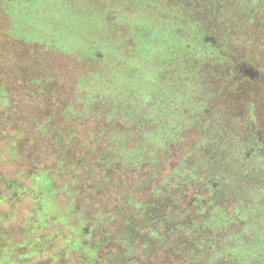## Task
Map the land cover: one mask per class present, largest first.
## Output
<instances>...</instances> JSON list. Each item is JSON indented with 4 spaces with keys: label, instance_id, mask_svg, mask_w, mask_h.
<instances>
[{
    "label": "rangeland",
    "instance_id": "1",
    "mask_svg": "<svg viewBox=\"0 0 264 264\" xmlns=\"http://www.w3.org/2000/svg\"><path fill=\"white\" fill-rule=\"evenodd\" d=\"M198 1L0 0V264H84L86 251L97 254L98 264H264V142L247 109L255 98L264 110V0H206L225 7L218 21ZM100 13L130 25L147 21L144 43L104 62L94 48L87 52L94 62L79 70L65 55L20 42L24 37L73 55L83 44L100 48V28L88 27ZM197 28L219 31L228 56L240 50L235 45L252 48L263 70L260 86L245 82L224 97L228 75L216 73L214 54L193 37ZM39 66L66 88L60 107L41 113L40 100L22 84L32 78L28 71L39 75ZM86 67L91 71L77 84L73 114L104 117L118 157L120 201L108 242L100 220L84 239L72 226L76 213L86 215L100 196L99 170L88 178L78 172L83 148L85 160L97 149L83 143L94 125H70L79 143L70 145L68 167L55 178V151L35 130L49 112L50 124L70 135L61 107L69 104V78ZM49 91L43 89L47 99ZM54 166L50 178L65 187L53 199L33 175ZM165 167L173 169L160 173ZM79 175L82 180L72 179Z\"/></svg>",
    "mask_w": 264,
    "mask_h": 264
},
{
    "label": "trees",
    "instance_id": "2",
    "mask_svg": "<svg viewBox=\"0 0 264 264\" xmlns=\"http://www.w3.org/2000/svg\"><path fill=\"white\" fill-rule=\"evenodd\" d=\"M209 4V5H208ZM232 10H236V4L233 3ZM198 6L201 7V9H208L209 10H215L214 15H216V19L221 17L222 12L221 10H224V6H220L219 4H215L213 2H207L206 0H199L197 3ZM208 6V7H207ZM220 10V11H219ZM233 15V14H232ZM224 19V18H223ZM60 24V22H59ZM89 29H96L100 28V41H101V46L100 48H97L95 45L91 44V47H87L83 43H85V40L80 39L78 36L77 39L82 42V46H80V49L82 48L83 51H80L78 55H73L67 51H64L63 48L60 47H48L46 43L44 42H32V41H26L24 37L20 39L21 44H25L24 46H34V47H40L43 49V51H53L57 52L59 54L65 55L69 57L72 61L76 63V65L79 67V70L83 69L84 70V65H88V63H93L94 61L91 60V58L87 55L88 51H93L94 48L100 51V60L101 62L107 61V60H114L118 54H123V55H128L131 52H134L138 47L144 43V40L146 39V36L149 33V25L147 24V21H137L134 22L133 25L128 24V22H123L122 19L117 16L115 13H100V19H95L93 18V21H90L88 25ZM56 30V27H55ZM72 34L77 33L75 30H70ZM57 36L59 37H67V33H61L58 30L55 32ZM69 33V34H71ZM180 35L183 33L179 31ZM220 32H209L207 29L205 30H199V28L196 29V31L193 34V37L200 43L201 48L207 50V52L214 54V57L216 58V73L224 76L228 75L227 82H224L223 88H222V93L224 96H229L231 94V91H234L237 86H241L242 84H245L247 82V78L244 76L243 71L245 68L248 66H254L258 68V64L255 60V55L253 53V49L249 48L247 51L243 50V48H239L238 45H235L234 49H240V50H234L233 54H230L229 56L223 53L220 49ZM89 37L88 35H86ZM90 38V37H89ZM45 40V38H42ZM19 42V43H20ZM28 44V45H27ZM240 52H243L244 54H239ZM97 53V52H96ZM122 55V56H123ZM83 58H87L88 61L86 63H83L82 60ZM30 59H33L31 56ZM84 64V65H83ZM81 68V69H80ZM259 69V68H258ZM91 68L86 67L85 71L80 74L79 76L72 75V79L70 80V88L68 91L69 95V104L67 103L66 105H63L61 107L62 111V116L63 117V124H67L66 129H69L70 135L69 136H63L62 133L60 132L61 130H64L65 128H58L55 127L54 125H51L52 121V114L47 112L42 118L44 119L43 121L46 122H41L40 124L35 125V130L40 134V137L43 139L47 140V145L51 147V151H55V166L52 169L46 168V170L41 169L39 170L36 174L33 176L35 177V181H40L41 187H39V191L45 187H47V190H49L52 194L53 199L58 195L62 194L61 189L65 187V185L61 187H55L54 182L55 178L58 174H61L63 170H65L68 165L67 161L68 158L70 157V154L72 152L71 146L73 143L77 144L79 143L77 132L73 130V128H69L70 125L73 124H81V125H89L92 124L94 125L95 128H92L89 133L87 138L83 141L84 144L88 145V140L89 142L92 141V144L96 146V150H92L89 152V155H87V159L85 160V154L87 153V149L83 148L82 150V166L78 169V172L81 174H84L85 176L91 177L93 176L96 172H100V196H95L96 197V204L95 208L91 207V204L89 205L90 207L88 208L89 211H86V215L83 212L76 213V215L72 213H66L63 212L62 214H66V216H73L75 215L77 219H79L78 225H76V222L72 224L74 231L78 234V236L81 239H84L88 237V235L92 232L94 226H96L98 220H100V225L106 223V228L104 229V239H106V242L109 241V237L111 238V232L113 231L114 227H112V222L117 221V214L116 210L119 207V191L115 189L117 186V171L116 169L118 168L117 164V152L114 149V143L111 140L110 132L111 129L107 127V122L106 120L101 118L100 120L96 117L92 118H81V117H76L73 114V107L75 104V94L77 90V84L81 79L84 78V76L87 73H90ZM261 74H263V70L259 69ZM39 75H33L31 74V71L27 72V76H30V80H25L23 84V87L27 90L28 95L32 96V98H37L36 101H39L41 103V106H39L38 111L41 113L42 111H48L46 110L47 108L50 107H60L61 101L57 100L60 96L64 95V91L66 90L65 87H63V84L57 80L53 81L52 78V73L48 72L44 66H39L38 70L35 72ZM47 75V76H45ZM26 76V77H27ZM41 78V79H40ZM52 78V82L47 81V79ZM55 79V78H54ZM229 80V81H228ZM58 83V86H55V83ZM61 84V86H59ZM257 86H260L257 81L255 83ZM30 86L32 87L34 92H31ZM45 87H50V93L51 96L49 99H47L46 96H44L43 89ZM221 89L220 84L218 83L217 89ZM225 92V93H224ZM42 93V95H41ZM35 94H40L35 95ZM40 97V98H39ZM47 99V100H43ZM254 99L253 101H249L247 104V109L248 112L251 116V118L254 120L255 124H257V128L259 130V135L264 142V110H259V104L257 100L259 99ZM261 101V100H260ZM208 112L210 111L209 108ZM82 113V111L80 112ZM72 117V119L70 118ZM70 118V119H69ZM78 119L77 123H72L75 122ZM47 126V127H46ZM98 140V141H97ZM41 149V147H40ZM41 150H45L44 147ZM100 150V154L98 156H94L93 154L97 151ZM99 166V169L96 167ZM54 171V177L50 178L49 174ZM173 168H161L160 173H168L172 170ZM45 174V175H44ZM162 176V175H160ZM81 175L79 176H73L72 179L75 178V180L80 179ZM64 178V184L68 183V177L65 174L63 175ZM33 180V181H34ZM44 182V183H43ZM70 182V181H69ZM73 182V181H72ZM38 185V183H37ZM64 192V191H62ZM63 196L66 197V194L63 193ZM41 197V196H40ZM59 205H57L58 207ZM70 214V215H69ZM72 242L67 245V248L72 249ZM106 244H102L103 247H105ZM70 246V247H69ZM73 249H76L75 246H73ZM101 259V258H100ZM82 260L84 261V264H98V256L95 252L93 251H86L84 253V256L82 257ZM106 260V258H105ZM177 264H190L188 261H180L178 260H173ZM132 263V262H131ZM142 264H150L148 261H143Z\"/></svg>",
    "mask_w": 264,
    "mask_h": 264
},
{
    "label": "flooded vegetation",
    "instance_id": "3",
    "mask_svg": "<svg viewBox=\"0 0 264 264\" xmlns=\"http://www.w3.org/2000/svg\"><path fill=\"white\" fill-rule=\"evenodd\" d=\"M259 68V67H258ZM254 66H248L247 68H245L244 70H249L251 69V71L249 70L248 71V74H245L244 71H243V74L244 76L247 78V83H257L260 75H261V72L259 71V69ZM235 91V90H234ZM234 91H231V94L234 93ZM225 93V92H224ZM231 94L229 96H231ZM229 96H224V97H229ZM210 110V109H209ZM211 112V111H210Z\"/></svg>",
    "mask_w": 264,
    "mask_h": 264
},
{
    "label": "water",
    "instance_id": "4",
    "mask_svg": "<svg viewBox=\"0 0 264 264\" xmlns=\"http://www.w3.org/2000/svg\"><path fill=\"white\" fill-rule=\"evenodd\" d=\"M249 70L251 71V69H249ZM249 70H244V73H245V74H248V71H249Z\"/></svg>",
    "mask_w": 264,
    "mask_h": 264
}]
</instances>
